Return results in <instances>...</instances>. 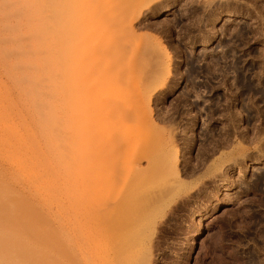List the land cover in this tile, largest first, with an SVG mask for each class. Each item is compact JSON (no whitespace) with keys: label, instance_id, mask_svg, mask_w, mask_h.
Returning a JSON list of instances; mask_svg holds the SVG:
<instances>
[{"label":"rangeland","instance_id":"obj_1","mask_svg":"<svg viewBox=\"0 0 264 264\" xmlns=\"http://www.w3.org/2000/svg\"><path fill=\"white\" fill-rule=\"evenodd\" d=\"M51 1L53 260L264 264V0Z\"/></svg>","mask_w":264,"mask_h":264},{"label":"bare ground","instance_id":"obj_2","mask_svg":"<svg viewBox=\"0 0 264 264\" xmlns=\"http://www.w3.org/2000/svg\"><path fill=\"white\" fill-rule=\"evenodd\" d=\"M0 3L5 16L0 23V264H70L66 257L53 260L54 250L45 246L52 242L55 219L47 199L57 195L53 165L68 145L66 134L55 133L54 4L51 0ZM9 17L15 18L14 24ZM155 125L150 115L149 128ZM21 199H30L34 210L24 212ZM67 206L59 201L60 208ZM116 253H107L103 264H117Z\"/></svg>","mask_w":264,"mask_h":264}]
</instances>
